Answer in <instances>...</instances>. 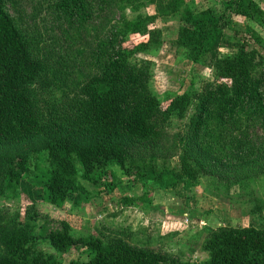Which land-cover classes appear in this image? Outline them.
Here are the masks:
<instances>
[{
  "label": "trees",
  "instance_id": "1",
  "mask_svg": "<svg viewBox=\"0 0 264 264\" xmlns=\"http://www.w3.org/2000/svg\"><path fill=\"white\" fill-rule=\"evenodd\" d=\"M6 3L0 0V195L21 197L27 180L49 204L71 199L80 206L90 196L83 181L112 192L120 169L146 188L190 191L207 177L229 198L259 200L264 0H217L200 9L187 0H45L55 25L49 41L19 27ZM152 5L155 13L147 11ZM171 20L178 23L177 52L211 70L214 81L199 85L194 77L186 91L162 97L151 85L153 57L165 44L158 22ZM99 28L87 50L84 34ZM137 148L178 152L179 170L137 163ZM150 197L146 191L120 201L150 208ZM262 205L250 212L259 213V227L203 226L201 264H264ZM40 219L30 210L21 219L0 208V264H62L37 249L41 239L60 253L87 249L88 260L67 264H192L117 233L86 238L65 220L44 218L39 226Z\"/></svg>",
  "mask_w": 264,
  "mask_h": 264
},
{
  "label": "rangeland",
  "instance_id": "2",
  "mask_svg": "<svg viewBox=\"0 0 264 264\" xmlns=\"http://www.w3.org/2000/svg\"><path fill=\"white\" fill-rule=\"evenodd\" d=\"M187 1L196 9L217 2V0ZM42 2L45 0H7L6 7L19 27L29 26L31 30L41 32L44 39L49 41L55 32V25L52 15L47 13L44 9L45 4ZM147 11L155 13V7L149 6ZM116 18L118 19V15ZM235 19L240 23L245 21L243 16H235ZM158 25L163 27L165 44L158 55L153 57L156 64L151 81L152 89L160 96L165 97L167 93L178 94L189 89L194 77L199 81V85L202 79L214 81L211 70L195 65L177 52L174 44V39L177 36V21L171 20L167 23L159 21ZM108 32L107 30L105 34ZM100 35L101 28L94 30L90 35L84 34L81 43L85 42L84 48L88 50L92 47V41ZM62 41L65 44L69 43V40L63 39ZM87 54L90 56L88 51L85 55ZM177 153L166 150L153 152L137 148L134 150V160L137 163H149L151 160L157 169L167 164L179 170L178 157L175 155ZM116 172L120 183L112 192H108L105 187H95L83 181L90 196L89 199L83 200L80 206H75L71 199L63 206L57 207L49 204L43 200L42 189L23 180L20 185L21 197L10 199L8 197L10 193L0 195V208L9 209L11 215L18 213L21 219L29 210L32 213L36 212L41 218L38 222L39 226L43 224L44 218L56 221L65 220L71 224L77 236L86 238L117 233L126 237L133 244L148 245L158 251L170 252L192 264H201L207 258V253L202 250L205 234H198L202 229L201 226L207 224L247 226L255 224V222L260 223L259 213L251 214L250 212L256 210L257 206L262 204L264 206V179L256 180L261 182L259 200L255 203L244 204L240 201L241 197L239 196L229 198L224 187L211 178L202 177L200 186L193 187L190 191L180 185L165 192L159 187L149 186L146 188L140 182H130L131 179L124 175L120 169H116ZM107 181L111 182L113 178L109 177ZM146 191L151 196L152 207L150 208L143 207V204L127 206L120 201L123 196H141ZM233 191L235 194L237 189L234 188ZM32 202H34L35 209L31 207ZM262 214L264 216V209ZM186 219H190L191 223H187ZM38 233H40V228H37ZM37 249L43 251L48 257L53 256L62 264H67L73 259L82 261L89 259L86 248H74L68 253H60L42 239L38 241Z\"/></svg>",
  "mask_w": 264,
  "mask_h": 264
},
{
  "label": "crops",
  "instance_id": "3",
  "mask_svg": "<svg viewBox=\"0 0 264 264\" xmlns=\"http://www.w3.org/2000/svg\"><path fill=\"white\" fill-rule=\"evenodd\" d=\"M161 190H162V189H161ZM163 191H165V192H169V191H171V189H163ZM186 221H187V223H191L190 219H189V220L186 219ZM185 223H186V222H185ZM204 225H205V224H204ZM252 226L259 227V226H260V223L257 224V223L255 222V224H252ZM201 227H203V226H201Z\"/></svg>",
  "mask_w": 264,
  "mask_h": 264
}]
</instances>
